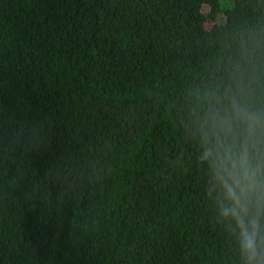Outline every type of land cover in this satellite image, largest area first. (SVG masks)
<instances>
[{
	"label": "trees",
	"instance_id": "1",
	"mask_svg": "<svg viewBox=\"0 0 264 264\" xmlns=\"http://www.w3.org/2000/svg\"><path fill=\"white\" fill-rule=\"evenodd\" d=\"M236 61L264 0H0V264H238L189 118Z\"/></svg>",
	"mask_w": 264,
	"mask_h": 264
},
{
	"label": "clouds",
	"instance_id": "2",
	"mask_svg": "<svg viewBox=\"0 0 264 264\" xmlns=\"http://www.w3.org/2000/svg\"><path fill=\"white\" fill-rule=\"evenodd\" d=\"M230 79L197 97L190 136L216 222L233 241L238 264H264V97L239 61Z\"/></svg>",
	"mask_w": 264,
	"mask_h": 264
}]
</instances>
